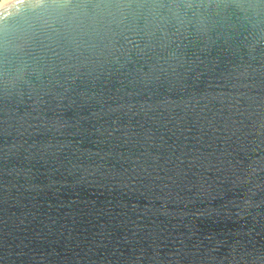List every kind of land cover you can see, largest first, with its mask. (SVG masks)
<instances>
[{
	"label": "water",
	"instance_id": "95a60500",
	"mask_svg": "<svg viewBox=\"0 0 264 264\" xmlns=\"http://www.w3.org/2000/svg\"><path fill=\"white\" fill-rule=\"evenodd\" d=\"M0 264H264V0L0 8Z\"/></svg>",
	"mask_w": 264,
	"mask_h": 264
},
{
	"label": "clouds",
	"instance_id": "9594fccd",
	"mask_svg": "<svg viewBox=\"0 0 264 264\" xmlns=\"http://www.w3.org/2000/svg\"><path fill=\"white\" fill-rule=\"evenodd\" d=\"M8 0H0V8L4 7Z\"/></svg>",
	"mask_w": 264,
	"mask_h": 264
},
{
	"label": "bare ground",
	"instance_id": "6f19581e",
	"mask_svg": "<svg viewBox=\"0 0 264 264\" xmlns=\"http://www.w3.org/2000/svg\"><path fill=\"white\" fill-rule=\"evenodd\" d=\"M10 1H12V0H8V2H7V3H9ZM7 3H6V4H7ZM6 4H5V5H6Z\"/></svg>",
	"mask_w": 264,
	"mask_h": 264
}]
</instances>
